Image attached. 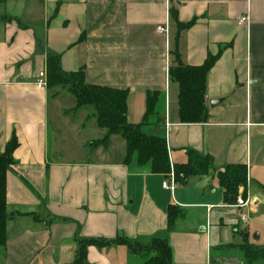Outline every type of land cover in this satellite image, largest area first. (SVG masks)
<instances>
[{"label":"crops","instance_id":"obj_1","mask_svg":"<svg viewBox=\"0 0 264 264\" xmlns=\"http://www.w3.org/2000/svg\"><path fill=\"white\" fill-rule=\"evenodd\" d=\"M175 51L188 67L213 60L205 123L180 122ZM49 56L64 74L83 70L87 83L126 91L127 123L165 140L170 174L125 164L124 139L98 127L94 107L76 108L68 87L36 88ZM152 93L162 100L153 125H142ZM12 137L0 264H72L77 241L118 237L166 240L173 264H247L239 246L264 250L261 231L252 241L245 218L239 245L223 246L219 230L213 247L212 228L234 209L217 179L227 166L246 167L238 198L250 212L264 202V0H0V155ZM189 152L208 157L209 172L164 189ZM169 208L178 213L170 230ZM142 263L124 245L86 250L85 264Z\"/></svg>","mask_w":264,"mask_h":264},{"label":"trees","instance_id":"obj_2","mask_svg":"<svg viewBox=\"0 0 264 264\" xmlns=\"http://www.w3.org/2000/svg\"><path fill=\"white\" fill-rule=\"evenodd\" d=\"M172 15V14H171ZM184 26L178 24V31ZM175 66L169 69V78L178 84L179 119L183 124H201L206 121V106L204 102L206 76L213 65L208 60L201 67L182 65L179 56L174 52ZM47 87H68L76 99V108L92 106L98 127L107 131V136L119 135L126 143L125 164L134 162L138 167H145L153 174L169 175L171 172L165 140L163 138L144 135L139 126H131L126 121L127 92L87 83L83 70L64 74L60 68L58 57L49 56L46 61ZM162 100V95L152 93L147 95L146 110L142 125H153L156 109ZM162 119H157L155 123ZM104 138L101 143H105ZM18 147L15 137H12L0 155V246L5 242L6 225V174L14 164L13 153ZM190 159L185 165L173 166L174 181L184 182L189 175L204 176L212 167L208 157L189 152ZM220 187L223 190L225 205H234L240 187L246 186L247 173L243 165L227 166L217 174ZM245 198V194H243ZM168 229L170 230L178 217L176 209L169 208ZM112 245L126 246L131 255L141 257L142 264H173L171 250L166 240L154 239L146 244L129 242L118 237L110 242L96 240H79L76 242V253L72 264H85L86 250L89 246L107 247ZM242 258L247 264L264 261V250L252 248L244 244L239 246Z\"/></svg>","mask_w":264,"mask_h":264},{"label":"rangeland","instance_id":"obj_3","mask_svg":"<svg viewBox=\"0 0 264 264\" xmlns=\"http://www.w3.org/2000/svg\"><path fill=\"white\" fill-rule=\"evenodd\" d=\"M74 143V142H71ZM261 185V184H258ZM256 190L258 193H260L262 196L264 195V186H257ZM255 190V193H257ZM238 198V197H237ZM241 200H243L246 203V199L243 197H239ZM264 201V199H262ZM236 204V203H235ZM234 204V205H235ZM233 206V205H232ZM231 212L230 220L225 224L224 227L220 228H212V245L215 247V234L218 233L219 230L221 231V237H222V245L223 246H231V245H239L241 242L240 235L237 233V230H240L243 228L242 222L240 221V211L238 209H232L229 210ZM242 215L247 219H249V228L248 232L250 235L251 240L253 241V238L257 237L261 231V236L264 237V202H261L258 205V209L255 213L250 212V209L244 207L242 211ZM240 221V222H239ZM256 224L263 225L260 229L259 226ZM246 228V227H245ZM257 243V240H256ZM239 251V256H243L242 251ZM225 256H234L238 255L236 249H233L231 251H226ZM219 255V252L215 249H212V256L216 258ZM229 260H234V258H228Z\"/></svg>","mask_w":264,"mask_h":264},{"label":"built area","instance_id":"obj_4","mask_svg":"<svg viewBox=\"0 0 264 264\" xmlns=\"http://www.w3.org/2000/svg\"><path fill=\"white\" fill-rule=\"evenodd\" d=\"M237 22H238V25H245V24H247V18H246V17H242V18L238 19ZM156 31H157L158 33H160V34H166V33H167V28H166V26H158V27L156 28ZM34 85H35V87L38 88V89H44V88L47 87V82H46V75H45V73L40 72V73L38 74V77H37V79L35 80ZM174 184H175L174 176H173V174L171 173V175H170V185H169L168 183L165 182V183L162 184V187H163L164 189H172V187L174 186ZM245 206H246V203H245L243 200H241L240 198H237V200H236V204L233 205V206H231L232 208H234V209H238V210L241 212V213H240V216H239V218H240L241 221H244V219H245V217L242 215V211H243V209H244Z\"/></svg>","mask_w":264,"mask_h":264},{"label":"water","instance_id":"obj_5","mask_svg":"<svg viewBox=\"0 0 264 264\" xmlns=\"http://www.w3.org/2000/svg\"><path fill=\"white\" fill-rule=\"evenodd\" d=\"M212 103H213V102H211L210 105H213Z\"/></svg>","mask_w":264,"mask_h":264}]
</instances>
